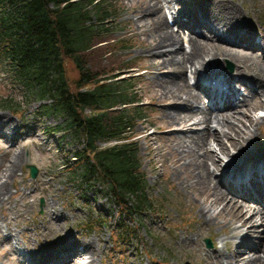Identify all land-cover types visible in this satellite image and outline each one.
I'll use <instances>...</instances> for the list:
<instances>
[{"label":"rangeland","instance_id":"1","mask_svg":"<svg viewBox=\"0 0 264 264\" xmlns=\"http://www.w3.org/2000/svg\"><path fill=\"white\" fill-rule=\"evenodd\" d=\"M108 1H114L118 10L116 23H111V26L115 25V32L111 35L116 40H127L117 44L115 49L120 50L122 44L131 48L115 53L110 61L115 64L128 60L135 64V71L140 76L147 118L137 124L133 136L138 141L141 170L149 181L150 197L157 205L144 214L135 212L126 217L99 186L85 192L86 198H82L83 191L75 186L71 167L63 166V163L69 162L74 150L79 148V143L63 132H57L56 127L62 120L53 115L42 116L38 112V100L26 95L23 87L16 85L11 74L4 72L0 65V98L13 96L20 102L17 113L0 104L1 119L10 118V121H2L15 122L11 129L0 125V134L5 135L0 136V184L7 186L5 198L9 200L5 205L0 203V264H24L18 257L25 255L29 261L38 263L34 255L46 253L55 244L75 237L94 239L98 250L96 264H217L210 257L213 250H220L225 260L232 257L241 241L254 246L261 239L264 240L261 226L257 227V232L251 238L243 240L245 229H240L238 236L231 238L224 226L228 213L217 215L222 210V204L210 210L213 214L211 222L202 215L208 211V208L203 209L208 203H204L201 185L188 186L193 181L183 184L182 180L189 178V172L186 168L176 167L174 154H166L165 149L169 150L167 145L173 144L179 152L182 151L179 144L186 145L188 136L193 135L194 131L203 130L206 125L194 124L199 117L188 124H181L165 112L177 114L179 111L182 115L195 113L198 108L207 105V101L191 107L179 100L170 102L159 98L158 80L164 73L173 71L171 68H150L149 57L142 46L143 39H149L150 31L145 28L142 33L137 29L139 22L133 8L136 6L133 4L141 0ZM176 1L179 0H163L168 20V6L176 9ZM235 1L258 35L264 29V0ZM145 18L143 13L142 19ZM171 25L175 31L178 30L176 25ZM182 36L183 44L187 46V35L182 33ZM222 60L223 63L218 62L219 68L236 74V61L229 58ZM70 68L71 76H75L73 65ZM138 68L144 70L139 72ZM186 73L189 82L194 84L191 70L188 69ZM255 108L251 113L255 123L251 124L246 119L244 126L235 121L236 127L245 131L244 137L248 141H245V145L249 143L252 151L264 149V123H261L264 106ZM211 128L217 131L222 129L214 122ZM11 131L14 135L10 134ZM224 140L230 147L228 138ZM212 148L223 165L229 163L230 157L222 154L216 144ZM230 149L232 153L236 152L232 147ZM17 155H21V160L10 170L11 161ZM187 161L189 159L184 160ZM207 163L214 170L212 161L208 160ZM28 164L38 168L36 177L30 176ZM72 165L76 169V165ZM222 171L215 170L217 179ZM41 198H44L42 207ZM52 209L56 211L51 219L47 213ZM236 225L238 223L233 226ZM122 226H129L130 232L120 235ZM100 234L102 238L97 240ZM207 238L211 240V246L207 245ZM225 242L228 243L225 245ZM205 258L210 263L205 262Z\"/></svg>","mask_w":264,"mask_h":264},{"label":"bare ground","instance_id":"2","mask_svg":"<svg viewBox=\"0 0 264 264\" xmlns=\"http://www.w3.org/2000/svg\"><path fill=\"white\" fill-rule=\"evenodd\" d=\"M133 6L139 22L137 29L142 33L145 28L150 31L149 39L142 41L150 68H171L173 71L164 73L158 80L159 98L170 102L179 100L191 107L208 100V104L195 113L165 112L181 124H188L199 117L194 124L206 125L203 130L189 135L186 145L179 144L182 151L169 144L165 153L174 154L175 166L186 168L189 172V178L183 179V184L193 181L188 186L201 185L204 203H208L203 208H208V211L202 215L208 222L213 218L210 210L222 204V210L217 215L228 213L224 226L231 238L237 237L240 229H245L243 240L251 238L258 226L263 228L261 235L264 238V149L252 151L249 143L246 146L245 131L235 124L236 121L246 126V119L251 124L255 123L252 110L258 108L255 106H264V29L257 35L235 0L176 1V9L168 6V14L172 15L177 31L168 21L163 0H141ZM143 13L147 19H142ZM182 33L187 35V46L183 44ZM225 58L236 61V74L219 68L218 62L223 63ZM188 69L194 76V84L189 82ZM204 79L212 81L208 88L203 85ZM242 88L244 91L241 93ZM2 120L10 121V118L0 117V125L8 129L15 123ZM212 122L222 129L212 130ZM261 123H264V118ZM12 131L10 134L14 135ZM224 138H228L230 147L236 152H231ZM213 144L222 154L230 157L229 163L223 165L221 159L216 158ZM186 159L189 161L184 162ZM20 160L21 155L15 156L9 169H13ZM208 160L212 161L214 170H211ZM220 169H223V178L217 179L215 170ZM7 194V186L0 184V203L3 205L9 201L5 198ZM55 211L49 210L47 216L52 219ZM235 223L238 225L233 226ZM101 238L102 234L96 239ZM97 253L93 238L75 237L55 244L46 253H37L34 258L39 260L37 264H96ZM211 254L217 264H264V240L254 246L241 241L229 259L224 260L220 250H213ZM18 258L24 262L27 256ZM205 262L210 263L206 258Z\"/></svg>","mask_w":264,"mask_h":264},{"label":"trees","instance_id":"3","mask_svg":"<svg viewBox=\"0 0 264 264\" xmlns=\"http://www.w3.org/2000/svg\"><path fill=\"white\" fill-rule=\"evenodd\" d=\"M117 12L108 0H0V65L26 95L46 102L42 114L62 119L58 130L83 144L73 155L76 181L87 188L99 183L130 215L153 203L138 143L130 140L146 117L131 74L135 64L110 61L119 51L115 46L125 41L111 35ZM124 73L130 75L121 77ZM0 103L20 109L13 96Z\"/></svg>","mask_w":264,"mask_h":264},{"label":"water","instance_id":"4","mask_svg":"<svg viewBox=\"0 0 264 264\" xmlns=\"http://www.w3.org/2000/svg\"><path fill=\"white\" fill-rule=\"evenodd\" d=\"M29 167L31 169V175L33 177H35L37 175V172H38L37 168L35 166H32V165H29ZM42 202H43V200H42Z\"/></svg>","mask_w":264,"mask_h":264}]
</instances>
